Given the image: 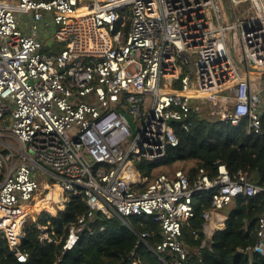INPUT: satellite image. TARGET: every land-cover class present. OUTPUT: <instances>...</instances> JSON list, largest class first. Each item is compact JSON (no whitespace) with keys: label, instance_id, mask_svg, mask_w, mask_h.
I'll return each instance as SVG.
<instances>
[{"label":"built area","instance_id":"2783aa9c","mask_svg":"<svg viewBox=\"0 0 264 264\" xmlns=\"http://www.w3.org/2000/svg\"><path fill=\"white\" fill-rule=\"evenodd\" d=\"M263 112L264 0H0V239L25 263L27 209L59 189L34 224L42 246L72 250L103 231L98 213L148 217L156 252L182 264L195 196L211 200L209 241L234 198L264 190L222 164L213 179L175 170L150 182L137 165L178 146L173 124L188 131L191 114L260 135ZM80 192L88 211L58 236L49 219ZM255 235L243 253L264 257V213Z\"/></svg>","mask_w":264,"mask_h":264},{"label":"trees","instance_id":"16d2710c","mask_svg":"<svg viewBox=\"0 0 264 264\" xmlns=\"http://www.w3.org/2000/svg\"><path fill=\"white\" fill-rule=\"evenodd\" d=\"M189 119L191 127L188 131L173 124L178 146L168 148L161 160L137 165L142 177L150 182L159 175L154 172L182 164L185 167L180 170L190 181L199 169L213 179L217 166L222 164L231 178L241 173L251 184L264 190V112L260 135L247 134L245 122L232 127L209 121L205 116L191 114ZM210 205V198L194 197L193 217L185 221L182 228L181 240L188 250L182 264H264V257L243 253L256 243L257 221L264 213V192L254 197L234 198L224 229L213 233L208 247L204 245L201 216ZM87 211L80 192L70 197L64 210L51 217L49 222L61 236L68 225ZM34 217L35 220L27 221L22 228L20 250L27 254L26 262L18 263L5 241L0 239V264H171L173 260L170 253L156 252L161 241L160 227L148 217L120 219L112 216L105 219L98 213L95 223L103 226V231H96L92 236L83 235L75 247L66 252H62L61 245L40 244L34 224L35 221L44 223L41 220L43 214ZM142 233L149 234L144 242L138 240Z\"/></svg>","mask_w":264,"mask_h":264},{"label":"bare ground","instance_id":"6f19581e","mask_svg":"<svg viewBox=\"0 0 264 264\" xmlns=\"http://www.w3.org/2000/svg\"><path fill=\"white\" fill-rule=\"evenodd\" d=\"M85 13H87V11L85 9H82L78 13V15H84ZM59 194H60L59 189H53L46 199H42L36 204L35 210L39 211L45 208L47 211H51L52 210L51 203H54L59 200Z\"/></svg>","mask_w":264,"mask_h":264},{"label":"crops","instance_id":"0c3cea01","mask_svg":"<svg viewBox=\"0 0 264 264\" xmlns=\"http://www.w3.org/2000/svg\"><path fill=\"white\" fill-rule=\"evenodd\" d=\"M43 183H44V180H43ZM62 199V194L60 193L59 194V200H61ZM42 200V198L41 197H37L36 199H35V201H34V203H32L29 207H28V209H27V211H28V213H29V215H39V214H41V212H42V210L43 209H41V210H39V211H36L35 209H36V204L39 202V201H41ZM58 200V201H59ZM232 208V205L230 204V205H228L227 207H225L224 209H223V211H222V214L223 215H227V213H228V211L230 210ZM204 245H207L208 246V241H205L204 242Z\"/></svg>","mask_w":264,"mask_h":264},{"label":"rangeland","instance_id":"374dc122","mask_svg":"<svg viewBox=\"0 0 264 264\" xmlns=\"http://www.w3.org/2000/svg\"><path fill=\"white\" fill-rule=\"evenodd\" d=\"M12 1H14L15 2V0H12ZM183 167H185L184 165H182V164H178V165H175V166H173L172 168H170V169H168V168H163V169H161V170H158V171H156V172H154L155 174H161V173H171V172H173L174 170H180V169H182ZM187 167V166H186ZM62 194V193H61ZM36 215V214H35ZM35 215H32L30 218H29V220L28 221H30V220H32V217H34Z\"/></svg>","mask_w":264,"mask_h":264},{"label":"water","instance_id":"95a60500","mask_svg":"<svg viewBox=\"0 0 264 264\" xmlns=\"http://www.w3.org/2000/svg\"><path fill=\"white\" fill-rule=\"evenodd\" d=\"M50 43H51V41H48V44H50ZM124 117H125V119H126L128 125H129V127H130L131 129H133V126H134V125H133V122L131 121L130 117L127 116V115H124ZM133 134H134V130H133ZM210 244H211V241L209 240V241H208V246H210Z\"/></svg>","mask_w":264,"mask_h":264}]
</instances>
